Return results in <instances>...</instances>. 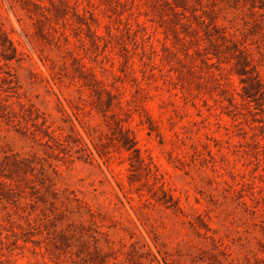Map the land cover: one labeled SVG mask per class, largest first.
Here are the masks:
<instances>
[{
    "label": "rangeland",
    "instance_id": "1",
    "mask_svg": "<svg viewBox=\"0 0 264 264\" xmlns=\"http://www.w3.org/2000/svg\"><path fill=\"white\" fill-rule=\"evenodd\" d=\"M0 264H264V0H0Z\"/></svg>",
    "mask_w": 264,
    "mask_h": 264
}]
</instances>
